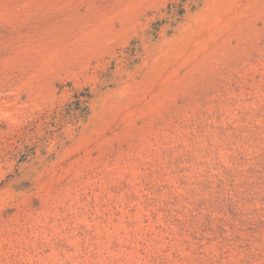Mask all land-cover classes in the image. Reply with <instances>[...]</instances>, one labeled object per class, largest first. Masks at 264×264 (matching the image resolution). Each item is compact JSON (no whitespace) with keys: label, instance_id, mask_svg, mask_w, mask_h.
Wrapping results in <instances>:
<instances>
[{"label":"rangeland","instance_id":"1","mask_svg":"<svg viewBox=\"0 0 264 264\" xmlns=\"http://www.w3.org/2000/svg\"><path fill=\"white\" fill-rule=\"evenodd\" d=\"M0 264H264V0H0Z\"/></svg>","mask_w":264,"mask_h":264}]
</instances>
